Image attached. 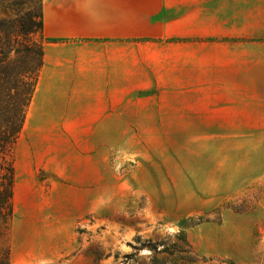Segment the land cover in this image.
<instances>
[{
  "label": "rangeland",
  "instance_id": "obj_1",
  "mask_svg": "<svg viewBox=\"0 0 264 264\" xmlns=\"http://www.w3.org/2000/svg\"><path fill=\"white\" fill-rule=\"evenodd\" d=\"M44 1L0 0V20L16 28ZM130 25L119 95L131 104L100 154V195L17 189L0 252L10 264H264V0H131Z\"/></svg>",
  "mask_w": 264,
  "mask_h": 264
},
{
  "label": "crops",
  "instance_id": "obj_2",
  "mask_svg": "<svg viewBox=\"0 0 264 264\" xmlns=\"http://www.w3.org/2000/svg\"><path fill=\"white\" fill-rule=\"evenodd\" d=\"M130 20L131 0L43 2V65L13 149L14 194L100 195V154L116 147L131 104L119 95L131 73Z\"/></svg>",
  "mask_w": 264,
  "mask_h": 264
},
{
  "label": "trees",
  "instance_id": "obj_3",
  "mask_svg": "<svg viewBox=\"0 0 264 264\" xmlns=\"http://www.w3.org/2000/svg\"><path fill=\"white\" fill-rule=\"evenodd\" d=\"M24 23L0 20V229L13 218L15 168L12 150L24 126L43 65V9ZM39 33L41 42L32 40ZM10 251L0 264H10Z\"/></svg>",
  "mask_w": 264,
  "mask_h": 264
}]
</instances>
